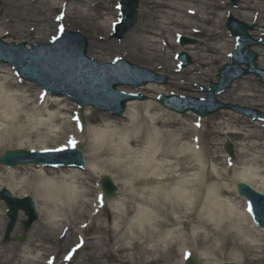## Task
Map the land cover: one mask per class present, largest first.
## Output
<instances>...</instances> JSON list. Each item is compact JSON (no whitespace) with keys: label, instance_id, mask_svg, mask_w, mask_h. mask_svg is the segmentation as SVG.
<instances>
[{"label":"bare ground","instance_id":"bare-ground-1","mask_svg":"<svg viewBox=\"0 0 264 264\" xmlns=\"http://www.w3.org/2000/svg\"><path fill=\"white\" fill-rule=\"evenodd\" d=\"M29 1L23 3V7L21 4H16L14 0H7L9 6L13 5L12 2L15 6L13 11L7 9L11 15L10 26L13 27L14 32L23 29L25 24H38L41 21L39 17L43 16L45 11L49 12L50 7L55 9L67 6L61 1L44 0L41 2L42 7L25 8L26 5L29 6L34 2V0ZM73 1L77 2L75 6H79L78 10L82 19L92 20V28L104 29L107 26V20L100 21L99 16H91L88 13L91 7L98 5L102 0ZM143 1L146 3V7L142 9L143 18L130 35L128 46L148 61L159 63L162 61L167 68L172 66L170 54L165 49L168 43L166 37L173 29L172 26H186L189 24L187 20L191 19L195 21L193 27L199 28L205 23L211 26L209 35H217L219 33L217 24L223 21L227 12L220 15L218 21H214L213 14L217 7V0ZM263 1H245L242 8H259L262 13L264 12V6L261 5ZM237 13L248 16V13L240 10ZM262 16L264 14H261ZM50 25L47 19L43 23L45 30H48ZM172 32L173 37L174 34L182 33L179 30ZM224 34L220 32L214 39L207 38L202 47L187 46L188 54L199 59L204 65L208 62L214 63V60L228 62L229 60L225 58L234 40L227 39ZM210 40H214V44L209 43ZM192 49L195 51L192 52ZM216 53L218 58L209 56ZM193 71L188 68L182 70V73L193 75ZM14 86L21 88L18 84L11 83L9 79L0 77V150L11 142L8 138L10 135L15 137L16 130L22 129L25 119L28 126L33 124L38 127H47L64 118L59 114L60 109L65 108L66 105H58L59 97L53 99L44 97L38 106L34 104L31 111H28L27 105L31 103V100L26 99L21 92L14 93L6 90ZM160 88L162 87L153 84L145 86L146 90L155 92L161 90ZM243 96L255 98L254 93L251 95L244 93ZM50 100L52 101L49 102ZM51 106L57 109H49ZM129 106L130 108L126 111L128 123L105 122V128L92 129L87 143L88 160L84 164L86 165L85 173L91 176L107 174L118 180L117 202L108 204L112 205L115 221L112 224H102L101 218L107 205L102 208L103 202L100 196L95 199L89 197L90 188L86 182L87 177L74 169L60 168L56 170L60 173L58 177H49L44 169H40L35 170L29 178L19 181L17 184L19 188L10 187L11 191L13 189L31 190L40 200L41 208L39 209L42 211L44 220L38 223L37 235L43 234L45 230L54 229L62 238L67 231H71L73 237H82L81 234H86L94 223L99 221L97 225H94V231L104 234L111 230L110 242L113 241L111 248L102 249L105 245L101 239L102 236L96 240L85 239L83 244L84 246L93 245L94 248L100 247L95 256L97 259L102 257L103 253L99 254L100 250L104 253L110 251L117 258V261H114L115 264H181L172 261L168 252L176 247L184 249V247L194 246L196 242L209 246L217 243L215 252L228 246L235 248L239 253L245 249L252 250L253 247L263 249L264 244L260 245L259 235L257 236L252 226L248 225L250 220L244 206V199L239 198L243 207L241 211L229 196L224 197L234 189L237 180L231 179V184L223 182L225 179L214 167L209 169L212 175L204 176L208 164L217 161L207 147L208 142L200 137L204 126L194 129L183 122L178 123V117L173 116L170 111L157 110L158 105L155 102L135 101L130 102ZM34 115L46 117L42 119ZM86 119L87 123L101 121V117L88 114ZM67 122L68 120H63L64 134L67 133L65 127L68 125ZM175 124H181L184 127H173ZM256 126L260 127L257 123L244 119L238 124V129L231 132L241 139H258L256 135L261 130L253 129ZM215 127H211L210 135L221 129V127L217 129ZM258 134L260 136L262 132ZM192 136H195V143L192 146L190 144L193 142L192 139L190 145L187 141H182L186 137L189 140ZM28 141L41 144L38 146L40 148H49L45 145L46 140L41 136ZM258 142H252L253 146H264V143ZM24 143L26 140L22 142ZM22 144H19L17 148H24ZM248 148V144H245L243 146L245 151L240 150V152L244 154L249 151L250 148ZM225 157L226 155L223 158ZM206 163H208L207 166ZM224 171L226 172V168ZM7 172L10 173V171ZM236 176L246 182L251 178L246 173ZM262 184L264 185V181ZM0 216L2 217V213ZM182 221L191 225V230L194 228L191 236L183 232L182 228L185 227L179 226ZM261 236L264 237V233ZM32 242L33 240L30 243ZM11 249L16 250L14 245ZM8 250V248L0 247V264H33L42 257V254L37 253H34L32 257L29 256L33 249H26L20 257L15 253L7 254ZM197 254L203 256L202 259L206 258L203 253L197 252ZM75 255L72 260H69L70 262H73ZM233 255H235L234 259L241 257V254L237 252Z\"/></svg>","mask_w":264,"mask_h":264},{"label":"rangeland","instance_id":"rangeland-1","mask_svg":"<svg viewBox=\"0 0 264 264\" xmlns=\"http://www.w3.org/2000/svg\"><path fill=\"white\" fill-rule=\"evenodd\" d=\"M26 1L27 0H14L16 4H21L22 6L24 5L23 3H25ZM43 1L44 0H35V2H32L31 5L29 6L26 5L25 8L42 7L41 2ZM55 1L59 2L63 0H55ZM65 1L70 3L69 7L71 9L70 10L68 9L67 12H69V14L67 15V19L66 21H64V23L66 22L65 25L67 26L68 29L72 31L78 30L79 32L84 33V35L88 38V41H87L88 51L86 52H88L89 56L94 57L99 62H104L105 60H109L110 58L120 56V57H124L130 62L136 63L138 65L146 66V68L148 67L149 69H152L156 72L167 74V76H169L168 78L169 81L167 82L166 85L162 86L161 88L163 89L162 91H164L165 93H167L168 91L176 92L178 94H182V92H186L187 94L189 93V95H193L196 97L203 96V93H201V91L193 87L194 83H199L203 86L207 85L209 80L211 79L214 80V75L216 74L217 69L221 67V65L224 62V61L220 62L219 60H214L215 61L214 63L208 62L207 64L204 65V64H201L199 59L189 55L193 63L190 64L188 68L191 67L195 69L193 71V75H188V74L184 75V73H181V72L179 73L180 69L178 70L177 67H174L175 71H172L171 69H169V67L167 68L162 61H160V63L156 61H152V62L148 61L144 56L139 55L134 50H132L128 46V40L130 38V35L134 31V28L137 27V25L142 21V18H143L142 9L146 7V3L143 0H139V3H138V16L136 18L137 19L136 24L126 33L125 37L120 41L114 40L113 38H109V35L112 32V27H111V30L108 27L109 21L110 22L114 21V19L117 18V16L115 15V12L117 11L115 6L118 0H102L98 5L91 7V10H88V13L91 16H95V15L96 17L99 16L100 21L107 20V23H106L107 26H105L104 29L92 28L91 26L92 20L84 19V18L82 19V17L80 16L79 10H78L79 6L78 5L75 6L77 2L73 0L72 1L65 0ZM245 1L255 2V0H239L237 2L238 4L236 7H230L226 5L227 0H217V3H216L217 7L215 10V13L213 14L214 15L213 20L218 21L219 18L221 17L220 15H223L225 11H228L227 13L232 14L234 17H236L237 19L241 21H244L246 23H257L256 29H254L251 32V35L255 37V36L260 35V32H261L260 27H258V25H262V24L264 25V16L261 17V14H264V12L260 13L261 10L259 8L257 9L256 8H248V9L242 8L243 4H245ZM14 2L11 3L13 5L9 6L7 4V0H0V37L6 40H14L17 42L26 40V41H32V42L34 41V42L43 43L50 37L54 36L56 23L53 19L55 18V13L58 11V8L54 9L53 7H50L51 10L49 12L45 11L43 13V16L39 17L41 18L42 22L40 21L38 24L36 23L35 24H30V23L25 24L23 29L14 32L13 27L10 26L11 15L7 11V9L12 10V11L15 9ZM261 5L264 6V1L262 2ZM107 8L109 9L106 10ZM239 10L248 13V16L245 17L243 16V14L237 13V11ZM225 17H224V20H225ZM46 19L51 24L48 30H45V28L43 27V23L46 22ZM224 20L219 21V24H217L219 33L217 35H212V36H210L208 33L211 26L205 23L202 24L201 27L199 28L197 27L200 30L199 33L197 34L192 33L191 29L193 28L195 21L191 19L187 20L189 21V24L186 26L185 25L177 26V27L172 26L173 29L171 30L169 35H167L166 37L169 43L168 46L166 47V51L167 53L170 54L171 60L174 59L173 57L175 53L178 50H180L178 47L179 45L177 44V42H175L176 40L173 39L174 38L173 32H172L173 30L174 31L179 30L183 34H187L188 36L195 38L198 41V43L193 44V46L196 45V46L202 47L204 43L207 41V38L214 39L217 36H219L220 32L225 33L224 35L226 36L227 39H229V36L227 35L228 32L223 28V25H222L224 23ZM101 37H103V39H101ZM209 43L214 44V40H210ZM185 50L187 53H189L188 52L189 48ZM256 50H258V54H260L258 65L263 66L264 65L263 64L264 63L263 61L264 60V48L259 47V48H256ZM191 51L193 52L195 50L192 49ZM209 56L211 58L212 57L218 58L217 53L210 54ZM173 64H174V61H173ZM0 77L3 79L4 78L9 79L11 83L15 85L18 84V86H21L20 89L15 88L14 86L11 88L9 87L6 90L8 91L10 90L11 92H14V93L15 91L23 93L26 99L31 100V103L27 105L28 111H31V107L34 104L36 105L37 103L36 97H39L37 93V92H40L38 86L32 83H28V82H23V84L22 82L17 83L16 77L14 76L11 68L9 66H6L5 64H0ZM231 86L232 87L230 89L226 90L220 96H217L221 101L230 102V104L234 103L240 106H247L249 108H255V109L264 111V86L260 84V82L254 75L243 76L241 79L235 81L233 85ZM138 91L147 97L146 101L153 102L152 99L154 97L155 91L149 90V89L146 90L144 88H138ZM244 93L249 94V95L254 93L255 98H252L251 96L244 97L243 96ZM51 101L52 100H50L49 102ZM128 104L129 102L126 105V109L130 108ZM58 105L59 106L66 105L65 108L60 109V114H59L61 116H64L63 118L64 121L68 120L67 123L69 126L68 125L65 126L67 128L66 134H64L65 133L64 129H62V126L64 124L62 118L60 122H54L50 125H47V127L46 126L38 127V126H34L33 124L28 126L27 120L25 119L22 129L16 130L15 137H12L10 135V137L8 138L9 140H11V142L3 146L1 150L17 148L19 144H22L24 140H26V143L22 144L24 148H27V146L28 148L29 147L39 148L38 146H40L41 144L39 145V143L37 144V142L35 141H32V142L28 141L30 139L35 140L36 136L43 137V139L46 140L45 145H47L48 147H51L53 145H57L59 143L65 142V139L67 138V136L70 135L77 142V146L82 151L83 153L82 155H84V160L87 161L88 155H89V149H88L87 143L89 139L88 137L90 136L89 133H91L92 129L105 128V124L108 122L112 124H115V122H118L120 124L128 123L127 116H126L127 110L124 111L125 112L124 116L118 118L115 116H111L108 113H97L93 110L91 111L88 108L79 109L77 108V106H75V104H73L72 101H70L66 97H60ZM157 107H158L157 110L161 109L159 106ZM51 108L54 109V106H51L49 109ZM77 113L82 116V119L84 121L83 124H84L85 130L81 135L75 134V132H77L76 130L77 126L76 124H74L75 122L73 124L69 122V116L71 117ZM87 114L89 116L92 115V116H96L99 118L101 117V121L87 123V119H86ZM172 115L179 118L178 123L183 122L184 124L188 125L190 128H193L192 126L195 125L193 123L195 118L192 115H189L187 113L184 115H180V116L175 115V114H172ZM34 116L36 117L37 115H34ZM45 117H46L45 115L37 116V118H42V119H45ZM204 118H205V120L203 119L204 131L200 134V137L203 138L206 142H208L207 147L209 148L210 152H212V155L216 157V160H217L215 161V163L213 162L209 164L206 163V166L208 164L207 166L208 170L209 169L211 170V167H214V169H216V171L220 173V176L223 179H225L223 180V182L227 184H231V181H230L231 179L240 181L241 179L236 178L237 177L236 175L246 173V175L251 177L247 179V182L252 184V186L256 187L262 193H264V187H263L264 185L262 184V181H264V146L257 145L258 147H256V146H253L252 144V142L254 141H259L261 142L260 144L264 143L263 126L262 127L256 126L255 128H253V129L261 130V131H258V133L262 132V135L260 136H258L259 134L257 133L256 138L258 139H253V140L252 139H241L239 137H235L232 134L231 130L238 129V124H240L241 121L245 119L243 116L234 114L233 112L229 110H221L211 116L204 117ZM255 123H257L260 126V123L258 122H255ZM215 126H217L218 128L221 127V129L218 131H215L212 135H210V132L212 129L211 127H215ZM173 127H184V126L181 124H178V125L175 124V126ZM217 127H215V129H217ZM187 137L186 139L182 141H187L189 144L191 137L189 138V140H187ZM226 139L233 141L234 143L233 147H235V150H236V156H235L236 160L234 161V164H232V166L229 168H227L226 166L227 162L223 158L225 153L221 148V143ZM245 144H248L250 149L248 148L249 151L242 154L240 150H242L243 152L245 151V149H243V146H245ZM1 150H0V154H1ZM224 168H227L226 169L227 173L224 171ZM5 169L6 168L0 166V186H6L9 189L10 187H18L17 184L19 181L25 178H29L35 170H40L39 168H36L32 165L17 166L12 169H6V170ZM44 170H45L44 172H46V175H48L49 177L50 176L58 177V175H60V173L56 171L58 169H55V170L44 169ZM74 170L78 173H81V175H84L85 177H87L86 182L90 188L89 197L92 199L94 197L95 192L98 190L97 185L95 184L97 183V180H99L100 177L91 176L90 174L85 173L84 170H78V169H74ZM7 171H10V173H8ZM49 171H53V172L51 173ZM208 175H212V172H210L209 174V171H207L206 169L204 171V176L207 177ZM112 179L117 185V190H118V187H119L118 180L116 181L114 178ZM13 190L11 192L16 196L20 197L23 194H28L31 196V198L34 199L36 208L38 209V212H39V218L36 222H34V224L31 226V228L28 231L24 232L23 227L21 223L19 222L21 218H24L22 212L20 211L18 222L15 228L13 229L10 240L6 243H3L2 241L3 231H4V226L7 221V218L4 215L5 206L3 205V203H1L0 213H2V217H3L2 218L0 216V247L1 249L8 248L9 250L7 251V254L15 253L16 255H19V257L24 254V251H26V249H33V252L30 253L29 256L32 257L34 253H37L38 255L42 254L41 259H39L38 262L33 263V264H46L52 259H53L52 263L49 262V264H62L63 263L62 260L64 259L63 258L64 253L67 250H71L74 248L73 246L76 243V238L73 237L74 235L71 234L72 233L71 231H68L65 237H63L62 239H59L57 238L58 231L54 229H50L47 231L45 230L43 234L37 235V232H38L37 228L39 227L38 223H41V221L43 222L44 220L42 218L43 217L41 213L42 211H40L39 209V207L41 208L40 200L37 198L36 194L32 192L31 190L30 191H26L24 189H13ZM116 193H114L115 195L112 198L107 200V204H106L107 206L105 207L103 217L101 218L103 225H107L109 223L112 224L115 221L113 211H112V205H108V204L117 202L116 198L118 197V195ZM226 196H229L230 199L234 201L235 206H237L241 210L242 204L239 198H236L237 194H236L235 188L232 189V191L230 190V193L226 194L224 197ZM128 204L132 205L131 203H128ZM98 223L99 221L94 223V225H97ZM94 225L90 230L87 231L84 237L86 238V240L88 239L89 241L91 240L90 238H93L94 240H96L97 238L102 236L101 239L105 243L102 249L104 250L110 249L111 245H113V241L110 242L112 238V231L109 230L107 231V233L98 234L94 231V228H95ZM248 225L251 226L249 223ZM179 226L185 227V228H182L183 232H185L186 234L190 236L192 235L194 228L191 230V225L189 226V224L184 222L180 224ZM252 229L255 230V233L257 236L259 235L258 238L261 239V241H259L260 245L264 244V237L261 236L264 233V231L259 230L258 228L256 229L253 226H252ZM22 234H25V239L23 241L14 240L17 236H20ZM250 238H253V237H250ZM32 240L33 242L30 243ZM216 244L209 246L208 244H202L201 242L194 243V246H193V249H191V252H193V256L196 258V262H197L196 264H214L215 262H218V261H231V260H236L240 264H264V247L263 249L253 247L252 250L246 251L245 249L243 252L239 253V251L235 250V248H231V246H228L225 249L222 248L223 250L221 249V251L215 252L216 247H217ZM13 245L15 246L16 250L11 249ZM99 249L100 247L94 248L93 245L84 246V248H82L76 253L73 259V263L74 264H115L114 261H117V258L114 254H111L110 251H106L104 253L103 250H100L99 254L100 253H103V254H101L102 256L101 258L97 259L95 256L97 255ZM181 249H182L181 247H176L175 249L172 248L168 252L169 256L172 258V261H175L176 263L180 262ZM197 252L203 253L206 258L202 259L204 257L199 256ZM234 252L241 254V257L234 259L233 258L235 256L233 255ZM48 258H52V259H48Z\"/></svg>","mask_w":264,"mask_h":264},{"label":"water","instance_id":"water-1","mask_svg":"<svg viewBox=\"0 0 264 264\" xmlns=\"http://www.w3.org/2000/svg\"><path fill=\"white\" fill-rule=\"evenodd\" d=\"M229 22H227L225 24L226 27L229 26L228 24ZM67 36V37H66ZM66 36H64V38H70V39H75L74 34H66ZM78 45L74 46V49H72L71 47L67 48V43L61 41V42H57L58 45H56L57 47L62 49L63 52V56L61 58H52V57H46V58H38L37 56H34L35 51H29V52H25L29 58V60H33V62L35 61V63H37L40 59H43L45 61V64L49 65L48 67H45L44 69H48L51 72H54V68L57 67H67L70 66V64H73L75 66H81L83 64L82 62V56H83V52H84V44L82 41H77ZM55 46V45H53ZM11 48H13V46H9ZM52 47V46H50ZM1 48H4V46H2L0 44V59H6V60H10L9 58L3 56V52L1 51ZM14 49V48H13ZM19 49L18 47L15 48V50ZM11 61V60H10ZM15 65H17V63H14ZM17 67H20L22 69V73L34 80V82H38L41 83L43 85H45L44 81H43V75L46 72L44 69L41 68H36L35 66H25V65H17ZM62 69V68H61ZM89 77V76H86ZM92 82H96L94 79H90ZM102 82V81H101ZM104 83V82H102ZM131 83V82H130ZM46 86V85H45ZM52 90L56 91H62L71 95L72 92L67 89L66 87H56L55 86H49ZM114 84H105V89L103 91V102L99 103V105L101 106H114L116 107L118 110L119 108H121V111L123 109L124 106V100L127 99V96L116 92L113 90ZM81 101L84 102H89V103H93L94 101L91 98H81ZM97 104V103H96ZM121 111H119L121 113ZM201 115L206 114V113H200ZM226 150L232 154V150L230 148L229 143L225 144ZM72 154L75 155L76 159H73L74 161H78L79 163H82V155H80L81 153L77 150H73L71 151ZM65 153V152H62ZM61 154V153H59ZM28 154L27 152L23 151V150H7L4 151V156L2 158H0V163L6 164V165H15L17 163H26V162H30L32 161L30 158L26 157ZM16 157L18 158H25V160H17ZM33 161H36L35 159H33ZM67 162V161H65ZM67 163H72V162H67ZM68 165H74V164H68ZM101 184L103 186V188L105 189L106 192V197H110L112 195V193H114L115 190V186L112 184V181L110 180V178L108 177H103L101 179ZM238 191L240 194L244 195L246 198H248L249 203L251 205L252 208V214L254 216V218L256 220H258L259 222L262 221L264 224V195H261L259 193H255V191L253 189H251L250 187H248L245 184L242 183H238L237 187ZM2 193L0 194L1 198H4V200H6L8 207L10 208V210H12L13 214L11 215V218H14L15 215V210L16 209H24L25 212L29 215V217L35 218L36 217V213L34 212V207H33V202L32 199L29 197H24L21 199H16L13 198L11 196V194L5 189L3 188ZM261 223V222H260ZM262 224V223H261ZM262 224V225H263ZM8 231L6 232L7 235ZM8 237L6 236L5 240H7ZM4 240V241H5ZM195 261L191 258L187 261V264H193ZM230 264H235V263H230Z\"/></svg>","mask_w":264,"mask_h":264},{"label":"snow or ice","instance_id":"snow-or-ice-1","mask_svg":"<svg viewBox=\"0 0 264 264\" xmlns=\"http://www.w3.org/2000/svg\"><path fill=\"white\" fill-rule=\"evenodd\" d=\"M61 17H57V19H60ZM55 38V37H54ZM77 142L73 138H69L66 145H61L60 147H54V148H43L41 151L43 152H62L68 147H76ZM249 210H251V206H249Z\"/></svg>","mask_w":264,"mask_h":264}]
</instances>
